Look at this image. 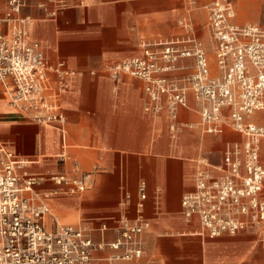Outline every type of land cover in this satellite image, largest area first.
I'll list each match as a JSON object with an SVG mask.
<instances>
[{"label": "crops", "instance_id": "1", "mask_svg": "<svg viewBox=\"0 0 264 264\" xmlns=\"http://www.w3.org/2000/svg\"><path fill=\"white\" fill-rule=\"evenodd\" d=\"M6 3L0 0L1 10ZM171 7L172 0H26L23 15L32 19L31 39L44 46L51 62L62 61L83 76L71 79L70 90L62 96L64 133L13 110L0 86V146L28 160L31 173L47 178L38 187L41 193L61 188L49 180L51 175L86 177L85 192L58 194L48 203L61 224L92 229L96 245L116 240L120 217L131 221L142 217L150 223L143 236L142 260L114 264H264L263 249L256 260L250 256L254 232L211 238L198 217L187 221L182 212L183 198L196 191L197 158L220 167L226 145L243 144L246 137L230 129L219 136H203L185 128L179 142L171 141L166 115L145 112L144 82L128 76L116 81L106 73L108 64L142 57V40L185 36L177 23H171ZM201 15L195 19L197 35L217 74L205 8ZM172 27L178 32L170 35ZM168 31L167 36L154 37ZM190 106L195 108L191 97ZM197 121L193 110L182 112V125ZM251 122L264 127V114L254 115ZM141 182L147 187L142 210ZM104 222L109 231L101 233ZM114 254L96 250L92 264H109L107 259Z\"/></svg>", "mask_w": 264, "mask_h": 264}, {"label": "built area", "instance_id": "2", "mask_svg": "<svg viewBox=\"0 0 264 264\" xmlns=\"http://www.w3.org/2000/svg\"><path fill=\"white\" fill-rule=\"evenodd\" d=\"M25 6L26 0H7L0 9V86L13 110L64 133L61 99L70 90L69 81L83 74L62 61L51 62L44 46L31 39L32 19L23 15ZM204 8L217 74L191 19L181 22L185 36L143 41L142 57L108 64L106 73L116 81L123 76L143 81L145 112L166 115L173 139L185 128L203 136H219L230 129L246 137L243 144L226 145L222 166L198 161L196 191L183 198L182 212L187 221L198 217L211 238L254 232L264 243V127L251 122L254 115L264 114V27L237 24L234 0H212ZM185 110H193L198 121L182 125ZM29 164L0 146V264H92L93 252L103 249L115 252L107 259L109 264L142 260L148 221L120 217L116 240L96 245L92 229L61 224L48 203L58 194L85 192L86 177L51 175L49 180L61 188L41 193L38 187L47 178L31 173ZM146 189L141 182L140 210ZM107 231L104 222L100 232Z\"/></svg>", "mask_w": 264, "mask_h": 264}, {"label": "rangeland", "instance_id": "3", "mask_svg": "<svg viewBox=\"0 0 264 264\" xmlns=\"http://www.w3.org/2000/svg\"><path fill=\"white\" fill-rule=\"evenodd\" d=\"M210 2H212V0H172L171 13L172 15H174L173 16L174 18L172 19L171 23L175 22L179 25L180 28H182L181 22L184 21L185 19L188 20L191 19L194 22V25L196 26L197 24L195 20L197 17L196 15L197 14L201 15V13L204 10V7ZM234 2L236 4V13H237L236 20L238 23L259 24L264 26V0H234ZM176 32H178V29L175 30L174 27L170 29V35ZM168 33L169 31L163 34L157 33L154 35V37H158L160 35L167 36ZM143 41L145 40L140 41L139 47ZM140 50L142 51L141 47ZM177 139H172L171 141L179 142V140L177 141ZM197 159H199L200 161V157H198ZM263 244L264 243H261L257 236L256 237L254 236L252 243L254 250L250 255L251 258L256 260L259 257L260 249L264 250Z\"/></svg>", "mask_w": 264, "mask_h": 264}]
</instances>
